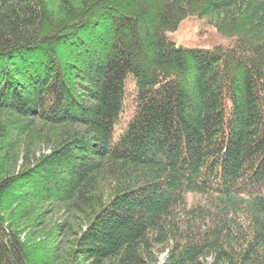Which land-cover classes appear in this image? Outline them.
I'll return each instance as SVG.
<instances>
[{
    "label": "trees",
    "instance_id": "obj_1",
    "mask_svg": "<svg viewBox=\"0 0 264 264\" xmlns=\"http://www.w3.org/2000/svg\"><path fill=\"white\" fill-rule=\"evenodd\" d=\"M162 252L264 264V0H0V264Z\"/></svg>",
    "mask_w": 264,
    "mask_h": 264
},
{
    "label": "rangeland",
    "instance_id": "obj_2",
    "mask_svg": "<svg viewBox=\"0 0 264 264\" xmlns=\"http://www.w3.org/2000/svg\"><path fill=\"white\" fill-rule=\"evenodd\" d=\"M166 38L176 46L185 48L211 49L214 46H227L231 39L222 35L213 26L207 25L203 18L189 16L180 21L177 28L165 33ZM126 99L123 112L117 123V129H121L124 122L130 115L133 107L132 98L134 96V84L131 80L126 85ZM157 263L162 264L165 254L157 253Z\"/></svg>",
    "mask_w": 264,
    "mask_h": 264
}]
</instances>
